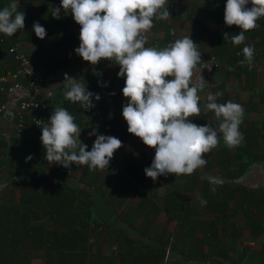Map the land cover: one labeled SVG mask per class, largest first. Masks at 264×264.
I'll return each mask as SVG.
<instances>
[{
  "label": "crops",
  "instance_id": "obj_1",
  "mask_svg": "<svg viewBox=\"0 0 264 264\" xmlns=\"http://www.w3.org/2000/svg\"><path fill=\"white\" fill-rule=\"evenodd\" d=\"M10 2L11 0H0V10ZM225 4L226 0H168L167 10L171 16L167 20H153L154 26L148 34L146 47L163 48L181 36L191 37L201 53V64L196 75L204 78V88L198 93L201 98V113L189 119L195 123L198 117L201 121L195 124L218 129L219 121L213 112L205 111L203 105L207 102L208 94L220 92L222 95L217 97V103L231 100L244 108L243 122L240 125V131L244 136L241 145L229 149L223 142L222 134L218 133L220 142L210 153L203 155L207 160L203 168L197 169L193 175H166L160 184L155 180L156 193L151 195L145 188L148 200L143 207L140 206L141 200L137 193L133 191L135 188L131 177L127 178L130 180L131 189L119 192L117 186L114 189L109 185L108 191L113 187L114 194L126 195L128 192L135 194L137 203L134 210L137 213H144L142 220L146 218L149 220L138 228L145 231L148 239L153 242H156L154 241L156 234L164 230L170 231L172 242L181 245L182 250L194 257L187 264H264V17L257 21V28L244 33L246 39L243 44L233 45L223 38L224 34H239L241 29L235 25L225 24ZM248 6L251 7L250 4ZM54 8H60L58 19L52 16L51 10ZM18 11L25 13V26L11 37L0 33V40H4V48L17 47L19 51L29 55L37 68L44 71L45 93L50 102L49 111L45 114V125L56 107L65 108L74 116V122L81 128L80 133L84 134L87 140V143L83 144H86V150L90 151L94 143L93 141L89 143L93 138L90 133L93 132L94 119L100 114L104 104L116 100L122 108L128 103L122 94L124 78L117 75L119 65L103 59L92 65L76 54L75 49L80 44V25L74 21L70 11L67 13L64 11L61 0H20ZM34 22L45 28L44 39L35 35ZM245 45H253L258 53V57L254 58L251 64L237 54ZM7 55L10 64L13 54L8 50ZM241 61L244 63L241 64ZM65 73L83 83L88 91L100 96L98 101L95 97L92 98L94 107L91 109H84L81 105L76 107L75 103L65 98L64 92L67 91L63 86ZM6 85L12 88L13 97L11 100V95L1 93L0 98V107L6 105L4 112H0V137L2 141L7 140V145L4 143L6 166L0 170V203L19 201L21 193L17 185L18 175L26 170L34 171L42 163H45L47 169L52 172L49 176L51 181L58 178L70 183L79 180L82 176L81 165L71 164L75 171L72 174L62 165L46 160L40 139L41 131H38V128L41 130L42 127L36 128V125L29 122L20 138L16 142L10 141L13 134V116L11 117L9 112H14L16 100L20 95H30L31 92L29 81L25 78L11 81ZM120 116H122L120 112L109 114L110 118L118 119V131L114 137L122 141V146L114 152L108 167L101 170V180H104L111 171L115 172L114 164L119 166L122 162V172L130 158H134L136 167L140 168V165H146L147 159L150 161L155 156V149L145 146L140 138L134 135L132 140L125 136L128 125ZM104 135L109 136L108 133ZM134 143L138 146L139 152L133 149ZM128 148L130 153L127 152ZM29 156L31 159H28ZM61 169L62 174L56 173ZM207 175L222 178L227 183V188L234 186L238 188V192H234L235 197L227 201L226 211L221 208L220 200L227 196L224 184L219 187L211 184L210 200L204 197L203 193L207 192L204 191L205 183L208 180L201 177ZM120 177L121 173L113 179L111 175L108 179L115 181ZM151 180V178L145 180L146 187ZM187 182L192 184L187 187ZM195 185L196 188L192 187ZM45 186L46 183L43 185L44 190L51 188ZM213 188L215 191H212ZM172 195L176 199L170 201L171 205L177 208V215L190 208V217L193 220L205 221L206 225L215 220L217 236L211 241L214 243L213 247L206 242L195 245L196 241L194 243L189 238H180L175 232L178 219L172 216L168 209L163 208ZM158 197L163 199L160 201ZM201 198L207 203L201 205ZM213 199L215 204H212ZM219 200L220 202H217ZM107 206L109 207L108 204ZM110 209L116 212L115 209ZM128 212L138 215L131 210L126 213ZM222 212H225L224 216ZM169 218L176 220L169 221ZM202 229L200 226L197 236H203ZM222 245L226 250H221ZM194 246L197 248L194 249ZM166 248L168 256L170 247Z\"/></svg>",
  "mask_w": 264,
  "mask_h": 264
},
{
  "label": "clouds",
  "instance_id": "obj_2",
  "mask_svg": "<svg viewBox=\"0 0 264 264\" xmlns=\"http://www.w3.org/2000/svg\"><path fill=\"white\" fill-rule=\"evenodd\" d=\"M19 5L20 0H11L0 10V33L11 37L24 28L25 13L18 11ZM167 6L168 0H61L64 11H70L80 25L76 54L92 65L102 59L119 65L117 75L125 78L122 94L128 100L122 116L128 125L127 131L155 149L151 165L144 169L146 177L153 181L162 175H192L203 168L207 164L203 155L220 142L218 133L229 149L240 146L244 139L240 131L243 106L231 100L217 103L220 92L208 94L203 105L205 111L214 113L219 121L218 129L197 125L189 119L201 113L198 93L204 88V78L196 75L201 53L190 36H181L163 48L146 47L153 20L170 18ZM51 12L54 18H59L60 8ZM262 17L264 0H226L224 22L241 31L235 35L225 33L223 38L233 45L243 44L244 33L257 28V21ZM33 30L38 38H45L46 30L38 22H34ZM242 51L251 64L254 46L245 45ZM63 86L67 89L65 98L78 102L84 109L95 106L93 97L100 99L66 73ZM41 132L46 160L65 168L74 163L87 165L90 171L104 170L122 146L117 137L93 131L90 135L96 139L91 150H86L87 145L79 139L81 128L63 107L54 109ZM201 179H207L212 185L225 183L222 178L211 175ZM200 202L207 203L202 198Z\"/></svg>",
  "mask_w": 264,
  "mask_h": 264
},
{
  "label": "trees",
  "instance_id": "obj_3",
  "mask_svg": "<svg viewBox=\"0 0 264 264\" xmlns=\"http://www.w3.org/2000/svg\"><path fill=\"white\" fill-rule=\"evenodd\" d=\"M0 43H2L0 45V75H2L8 70L16 69L18 61L10 52L13 54L11 60L14 61V64L11 61L9 64L7 52L10 51V48L9 46L4 48V40H0ZM124 85L125 78L122 86L124 87ZM1 95L0 93V98ZM75 106L80 107V104L77 102ZM122 108L116 100L104 104L100 114L95 116L93 131L99 135L108 133L110 136H115L118 131V119L110 118L109 114H119L120 112L122 115ZM120 117L123 118V116ZM200 121V118L197 117L195 123ZM36 128L38 127L36 126ZM38 131L41 130L38 128ZM125 136L134 139V135L127 130ZM18 138L20 137H16L13 133L10 141L16 142ZM95 139L96 136L93 135L89 143L94 142ZM2 140L0 139L1 145L4 146V143L7 145V140ZM84 143H87V140H84ZM153 158L150 161L147 159L148 162L144 158L146 165H140V168L136 167L134 158H130L125 170L122 171L123 175L115 181L108 179L112 175V171L104 180H101L102 171L98 169L90 171L87 165L80 166L82 176L79 180H74L71 183L62 178L51 181L49 176L52 175V172L49 168L47 169L45 163L38 165L32 172L26 170L18 175L17 185L21 193L19 201L0 203V264H33L32 256L36 253L41 255L43 260L41 264H165V262L187 264L190 262V259L194 257L189 256L186 251L176 248L177 243L172 242L170 231L161 232L160 230L161 233L156 234V238H154V241L164 247H170V253L164 259L146 241L149 238L147 233L136 228L134 222H131L133 216L130 212L126 213L123 218L112 219L109 223L102 221L96 214L91 192L93 190L99 191L108 204L104 188L112 185L114 189L117 186L119 192H125V190L131 189L130 180H127L128 177L134 181L135 190L133 191L135 194L137 193L141 200L140 206L143 207L148 200V196L145 194V180L149 178L146 177L144 169L151 165ZM3 160H0V170L6 166V160ZM73 168L69 166L66 168L67 172H72ZM125 175L126 178H124ZM163 177L164 175L156 179L157 184L162 183ZM44 183L51 188L44 190ZM100 183L108 186H98ZM190 184L192 183L187 182L186 186L189 187ZM224 186L227 189V196L223 199L219 197V199L221 200V208L223 207L226 211L228 209L227 201L229 198L235 197L234 192H238V188L235 186L227 188V183H224ZM113 187L112 191H114ZM192 187L196 188L197 185ZM209 187L211 184L207 181L204 189L207 192H204L203 195L205 198L208 197V201L211 194ZM169 198L168 203L164 204L163 208L168 209L172 216L178 219L175 232L179 234V237L189 238L194 243L196 241L195 245L198 243L202 245L206 242L213 247L214 243L212 244L211 241L214 236H217L215 220L210 221L207 225L205 221L193 220L190 217V208H187L183 214L177 215V208L171 205V202L176 198L173 195ZM211 201L212 204H215L214 199ZM115 214L118 213L114 212V216H116ZM221 214L224 216L225 212ZM130 216L132 217L130 218ZM200 226L203 228V236L201 237L197 236ZM102 230H104L103 238L99 241ZM93 237L98 242L97 251L102 250V248L113 250V246L117 248L116 251L105 253L108 255H104L100 251L101 254H95L93 252ZM193 248L195 249L197 246ZM221 250H226V247L222 245ZM113 254L117 256L118 261Z\"/></svg>",
  "mask_w": 264,
  "mask_h": 264
},
{
  "label": "built area",
  "instance_id": "obj_4",
  "mask_svg": "<svg viewBox=\"0 0 264 264\" xmlns=\"http://www.w3.org/2000/svg\"><path fill=\"white\" fill-rule=\"evenodd\" d=\"M253 59L258 57L256 48H254ZM243 47L237 52L241 57L243 55ZM10 51L14 54L18 61L17 68L8 70L0 75V93L11 95V87H7L11 81H17L20 78H25L29 81V89L31 94H22L16 100V107L13 114V133L16 137H20L30 122L36 126H45V114L49 109V97L45 93V74L44 71L37 68L31 61L29 55L19 51L17 47H11ZM11 95V100H12ZM6 105L0 107V112H4ZM1 139V137H0ZM5 157V148L0 142V160Z\"/></svg>",
  "mask_w": 264,
  "mask_h": 264
},
{
  "label": "rangeland",
  "instance_id": "obj_5",
  "mask_svg": "<svg viewBox=\"0 0 264 264\" xmlns=\"http://www.w3.org/2000/svg\"><path fill=\"white\" fill-rule=\"evenodd\" d=\"M79 139H80V141L82 143H84L85 135L80 133ZM136 146H137L136 143H134L133 149L136 152H139L138 146L137 147ZM127 152L130 153L129 148L127 149ZM114 165H115L114 166V171L115 172L112 173V178L118 176L119 173H121V176H122L123 175L122 172H121V170H122V162H121V165H119V166L117 164H114ZM56 173L62 174L63 173L62 169H61V171H56ZM71 173L73 174V173H75V171L73 170ZM154 182L155 181H153V180L149 181L148 185L146 187V191L149 192L151 195H154L156 193V189H157V186L155 185L156 182L155 183ZM102 185L108 186L107 184H103V183H100L98 186H102ZM168 189H170V187H168ZM104 190H105L106 195H107L106 199L108 201L109 208L115 209L116 213H118L117 215L115 214L116 216H114L113 219H115L117 217L123 218V217H125L126 212L131 210L132 212L138 214V215H132L133 216V220H131V222H134V225H135L136 228L141 227L140 225H142L143 222L146 223L147 221H149L147 218L142 220L143 217L145 216L144 213H137L134 210L135 205L137 203V201H136L137 199L135 197L136 196L135 194H133V193L128 194L129 193L128 192L126 195H124V194L123 195L122 194L118 195V194H114L113 191L111 193V190L108 191V188H104ZM158 198H159L160 201L163 199V198L161 199L160 197H158ZM132 216H130V218ZM173 219L170 220V218H169V221H173L174 222L176 220V218H173ZM151 232H152V230L149 232V234H151ZM103 233H104V230L100 231L99 241L103 238ZM95 240H96V238L93 237V240H92L93 241L92 242L93 243V247H94L93 248V252L95 254L96 253H98V254L102 253L104 255H108V254H105V253H108V252H110V253L112 252L113 253L117 249L115 246H113V250H110V248H109V250H107V248L106 249L102 248V250H99L101 252L100 253L99 251H97L98 242L95 241ZM176 248L182 249L181 245H177ZM113 255L115 256V254H113ZM115 257H116V260L118 261L117 256H115ZM42 261L43 260L41 258L40 253L39 254L36 253L35 255L32 256V263L33 264H41Z\"/></svg>",
  "mask_w": 264,
  "mask_h": 264
},
{
  "label": "water",
  "instance_id": "obj_6",
  "mask_svg": "<svg viewBox=\"0 0 264 264\" xmlns=\"http://www.w3.org/2000/svg\"><path fill=\"white\" fill-rule=\"evenodd\" d=\"M9 114L12 117L14 112L10 111ZM11 117H9V118H11ZM91 194L93 197V203L95 206V211H96L97 216L102 221L109 223L114 217V212L112 211V209H110L107 206L102 194L99 191L93 190L91 192ZM146 241L159 252V254L161 255L162 258H165L167 256V248L166 247H163L161 244H159L157 242H153L149 239H146Z\"/></svg>",
  "mask_w": 264,
  "mask_h": 264
}]
</instances>
